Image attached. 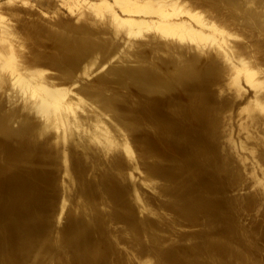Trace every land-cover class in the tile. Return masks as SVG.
<instances>
[{
	"label": "bare ground",
	"instance_id": "bare-ground-1",
	"mask_svg": "<svg viewBox=\"0 0 264 264\" xmlns=\"http://www.w3.org/2000/svg\"><path fill=\"white\" fill-rule=\"evenodd\" d=\"M0 264H264V0H0Z\"/></svg>",
	"mask_w": 264,
	"mask_h": 264
},
{
	"label": "rangeland",
	"instance_id": "rangeland-1",
	"mask_svg": "<svg viewBox=\"0 0 264 264\" xmlns=\"http://www.w3.org/2000/svg\"><path fill=\"white\" fill-rule=\"evenodd\" d=\"M45 2V1H44ZM189 227H191V225L187 224Z\"/></svg>",
	"mask_w": 264,
	"mask_h": 264
}]
</instances>
